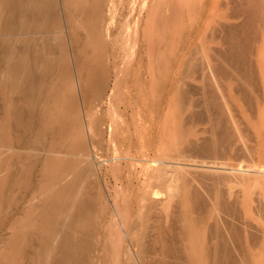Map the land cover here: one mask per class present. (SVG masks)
Here are the masks:
<instances>
[{
	"label": "bare ground",
	"instance_id": "obj_1",
	"mask_svg": "<svg viewBox=\"0 0 264 264\" xmlns=\"http://www.w3.org/2000/svg\"><path fill=\"white\" fill-rule=\"evenodd\" d=\"M184 1L169 0L164 8L156 0L152 49L173 40ZM225 1L223 21L214 19L203 37L215 44L206 43L201 55L193 49L182 66L174 126L155 127L150 150L114 149L106 159L107 172L142 181L136 200L116 191L107 196L110 205L99 184L101 168L87 152L78 154L87 135L93 141L80 101L87 103L85 116L97 118L90 101L108 86L110 1L0 0V264H100L105 258L121 264L123 254L129 264H251L263 225L249 219L248 193L243 198L227 186L264 169L259 160L232 166L228 159L261 155L264 148L237 136L220 80L230 79L238 96L252 100L253 86L263 80L258 68L264 64L255 56L264 51V0ZM166 25L169 38L159 33ZM121 79L116 76L117 85ZM210 164L252 173L219 174ZM253 260L260 264L257 255Z\"/></svg>",
	"mask_w": 264,
	"mask_h": 264
},
{
	"label": "rangeland",
	"instance_id": "obj_2",
	"mask_svg": "<svg viewBox=\"0 0 264 264\" xmlns=\"http://www.w3.org/2000/svg\"><path fill=\"white\" fill-rule=\"evenodd\" d=\"M109 1L110 3H107L106 10L107 12L110 11L111 18L110 21L108 20L106 23L105 29L107 38H104L105 50L108 49L107 63H111H108V86L100 99L90 101V104H96V110L98 111H96L98 113V115L96 113L97 118L102 115V119L100 117V121L97 118H87L85 116L86 111L88 112L87 103L80 101L81 114L84 117L85 128L86 130L88 128L87 133L89 135L92 134L93 141L88 139L87 135V141L83 144L85 149H80L78 154L85 155L87 152L95 161L97 168H101V171H99V184L106 197L109 196V193L115 194V192L118 191L119 197L126 193L121 197L122 199H129L127 197L130 195V199L136 200L138 188H140L142 181L139 178H135V180L134 177H127L126 172H121L119 174L112 173V171L107 172L104 166L106 159L113 155L112 150L114 149L125 152L124 150H128V148L129 150L132 149L131 151L138 148L137 150L141 151L137 152L140 153H143L146 148L150 150L153 144L152 136L156 133L155 127L157 128L163 125L167 128L170 124L174 126V122L172 123V121L173 114L177 108L175 103L176 82L181 76V69L185 63L186 57L195 48L200 50L199 54L201 55L206 43L215 44L216 39L210 40L209 38V41L206 42L203 41V37L206 33H209V27L213 24L214 19H221L223 21L221 13L229 9L225 0H185L182 2L181 9L178 13L177 25L174 31L175 35L173 33L172 36L173 40L170 41L168 39L167 43L163 46L158 43L157 46L152 49L149 45V34L151 31L149 27L151 26L149 17L155 10L156 0ZM167 2L169 3V0H162L164 8L167 6ZM163 11L165 12V9ZM62 30L66 35L70 32L66 24ZM159 33L160 35L168 34L169 38V34H172V27L166 25ZM69 43L73 45L71 41ZM261 46H264V40L261 41ZM161 57L168 62L164 61L162 64H159ZM255 58V63L259 62V64H264V51L259 53V56H255ZM73 61L75 67V59ZM112 61L114 66L112 65ZM258 69L260 70L259 76L262 73L261 76L263 80L258 81L255 86H253L252 92L250 93L252 97L251 101H246L238 96V93L235 91L236 89L233 90L231 83V86H228L229 82H231L228 78L229 82H227L225 78L220 80L223 88V91L220 93H223L222 99H224V97L227 98L224 99L227 103L224 100L225 103H223L225 104V108H227L226 110H230L227 113L234 116L237 136L247 140L255 146L261 145L264 148V67ZM74 72L75 86L81 97L82 91L77 83L76 68ZM120 74H123V79L118 81L119 85H117L116 76ZM195 75H198V73H194V76ZM189 82L190 85H193L192 89L196 91L194 96L198 97V88H196V86L198 87V81L192 76ZM228 87H231V89ZM227 105L230 108H228ZM113 111H117L115 114L118 113V115L114 117L111 114ZM102 112H104V114ZM111 122H113V125ZM195 126L196 128H200L203 125L201 122H197ZM160 132H163V130L161 129ZM140 137L147 143L146 146H144L146 143H143ZM261 151L262 150H260V152ZM228 160L232 162V166H236L234 163L241 161L242 163L244 161V163H246L249 160H259L264 169L263 151L261 155H259L257 151H253L251 154ZM210 166H212V164H210ZM210 166H208L207 169H211L219 174L228 172H230V174L234 172L232 174L236 173L235 175H240V173L241 175L243 173H252H242V171H233L232 169L231 172L229 168L226 170V168L217 167L219 168L217 169L215 167L217 165H214V169L213 166ZM199 168L197 169L199 170ZM253 173L255 172L253 171ZM243 175L247 176L248 174ZM263 177L264 174L257 178H250L246 180L245 183L243 182V184L238 185L232 182V186H227L234 191L238 189L237 192L242 197L248 193L251 199L249 200V207H247L252 213L249 219L253 221V223L256 222L263 225L259 236V242L252 247L254 252L251 255L253 259H255L257 255L260 264H264ZM204 185L206 187H211L213 184L207 182ZM239 189H242V192ZM127 192L130 193L127 195ZM132 193L134 194L132 195ZM107 203L110 204L108 197ZM3 232L7 235L9 229L5 228ZM124 255L125 254H123L122 257ZM122 257L120 263L129 264L126 257ZM125 259L126 262L124 261ZM253 259L251 264H255ZM110 260L111 259L108 260V258H105L100 264H113L114 260L112 259V262Z\"/></svg>",
	"mask_w": 264,
	"mask_h": 264
}]
</instances>
